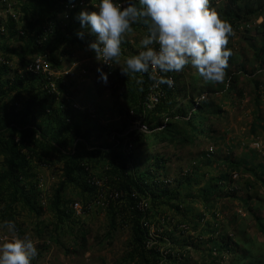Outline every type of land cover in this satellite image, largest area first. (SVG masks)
Masks as SVG:
<instances>
[{"label":"trees","instance_id":"obj_1","mask_svg":"<svg viewBox=\"0 0 264 264\" xmlns=\"http://www.w3.org/2000/svg\"><path fill=\"white\" fill-rule=\"evenodd\" d=\"M80 1L19 0L14 15L8 13L4 20L0 19V219L15 220L21 234L16 220L19 210L35 217L42 215L40 202L45 192L39 188L35 169L50 166L52 159H55L61 163V175L48 198V210L56 220L53 225L55 236L66 224L67 228L74 225V205L79 204L66 197L67 190L72 189L85 201H92L84 206V213L92 203L104 197L103 204L109 217L106 238H110L117 228L129 229L126 251L121 257L123 264H182L183 255L178 251L179 245H182L180 240L175 238L173 232L161 231V220L155 218L152 212H157L161 207L169 208L173 216L179 218L173 226L175 230L185 225L190 210L172 204L177 200L180 187L171 190L169 184L159 179L164 173L166 156L152 151L149 153L148 150L139 151L135 146L145 135L137 130H129L135 123H144L142 125L146 130L152 132L165 126L159 135V143L168 141L166 144L177 145L189 143L197 135L207 136L209 128L204 129L206 131L201 129L202 122L214 115L222 116L221 108L214 101L216 93L222 90L218 91L219 86L206 83L193 72L187 75V83L183 82L185 69L167 74L174 81L173 87H155V82L149 78L150 71L143 74L142 85L133 83L128 88L129 106L117 111L118 121L110 131L107 130L110 126L101 122L102 109L99 107L94 106L95 112H81V108L74 107L70 100L55 104V94H52L49 86L50 78L29 70L39 56H47L55 68L62 47L81 45L75 35L80 27L75 19L82 10L78 5ZM225 1V8H221L220 12L223 13L222 19L227 20L232 28H237L250 13L256 17L250 11L248 0ZM209 7L214 9L210 0ZM64 12L67 15L64 16L65 24H62ZM256 31L261 37L256 61L260 64L258 70H262L264 21ZM230 61L231 57L228 63H232ZM12 62L14 66H10ZM103 66L108 71L111 64L109 62V66ZM239 69L244 70L243 65ZM231 73L227 68L224 81L236 80L237 76ZM124 77L127 76L122 75ZM59 83H56L57 92H61ZM259 85L255 82L256 88L259 89ZM149 96H155L157 103L150 110H145L143 103ZM179 98L184 99L181 101ZM174 123L182 126L175 127ZM188 128L190 137L186 135ZM109 136L111 141L103 140ZM202 157L204 167H210L209 156L204 153ZM221 163L225 171L216 178L206 179L207 174H204V184L199 186L193 197L194 203H200L206 213L213 210L215 202L224 193L223 184L230 177L229 171L250 168V163L233 159L231 153L224 155ZM197 179L192 173L183 181L188 187L191 181ZM97 180L102 182L101 189L97 186ZM178 183L180 186L183 184ZM103 189H106L105 195L101 193ZM223 196L232 198L227 194ZM195 217L203 219L202 215ZM259 228L264 232V225L259 224ZM39 231H36V235ZM43 231L52 238L47 226ZM183 231L181 229L179 235ZM208 232L215 234L216 239L208 238L204 243H210L211 249L221 244L232 255L230 264H242L244 258L237 260L233 256L235 250L242 254L247 252L239 248L236 242L232 243L231 236L210 225L204 234ZM85 234L83 230L79 232V248L85 247ZM212 261L215 260L212 258ZM249 264H264V261Z\"/></svg>","mask_w":264,"mask_h":264},{"label":"rangeland","instance_id":"obj_2","mask_svg":"<svg viewBox=\"0 0 264 264\" xmlns=\"http://www.w3.org/2000/svg\"><path fill=\"white\" fill-rule=\"evenodd\" d=\"M82 1L84 6L80 9L92 8L91 3H95V0ZM211 1L222 18L223 13L220 9L225 8L226 1ZM248 1L251 4L250 11L252 10L256 17L250 13L246 19H242L237 28H232L233 35L229 37L227 45L232 50L230 56L232 63H228V68L237 78L234 82L230 80L213 83L214 86H219L218 91L222 90L214 96L215 103L222 110V116L214 115L205 123L202 122L201 129L209 128L208 135H197V138H191L189 143L177 145L166 144L168 141L159 143V135L165 126L152 132L148 129L141 130L140 126L144 123H135L129 130H137L138 133L145 135V137L141 136L142 138L135 146L139 151L148 150L149 153L152 151L157 155L166 156L164 173L159 179L169 184L171 190L180 187L177 200L172 204H178L190 210L185 225L175 230L173 226L179 218L174 217V213L169 208L161 207L157 212H152L155 218L161 220V231L173 232L175 238L180 240L182 245H179L178 251L183 255L182 264L231 263L232 255L225 251L221 244L211 249L210 243H204L208 238L216 239V235L211 232L204 234V230H208L209 225L231 236L232 243L236 242L239 248L247 252L242 254L235 250L233 256L237 260L244 258L242 264L264 261V232L259 228V224L264 225V67L258 70L260 64L256 61L257 47L261 42L256 29L264 21V0ZM18 3L19 0H2L0 19L4 20L8 13L14 15ZM65 14L67 15V12L63 13L62 24H65ZM144 32V27L133 25V32L126 34L125 43L121 46L120 64L110 62L111 67L108 71L95 60L94 52L88 50L87 45L93 42L95 37L87 32L84 39H80V46L62 47L59 52L60 57L57 59L58 65L55 64L57 67L53 68L47 60L51 68L50 74L53 78L51 84L54 90L57 82L61 85V92L55 90L52 93L55 94V104L62 100H70L74 107L81 108V112L83 110L95 112L94 106L99 107L102 109L101 122L110 126L108 131L112 130L118 121L117 111L129 106L128 88L132 87L133 83L137 85L135 80L139 78L138 74H129L126 78H122L120 67L123 66V60L127 56L138 52L139 40ZM241 65L244 70L239 69ZM10 66H14V62ZM98 66L108 73L107 84L100 82L96 72ZM191 72L198 74L195 69L186 67L183 82L187 83V75ZM255 82L260 84L259 89L256 88ZM179 99L182 101L184 98ZM197 100L196 97L195 101ZM177 124L174 123V126H182V124L176 126ZM186 132V135L190 137L189 128ZM215 137L218 139L217 142ZM103 140L111 141L110 136ZM204 153L211 160L210 167H204L202 157ZM228 153H231V157L239 162L250 163V168L229 171L230 177L223 184L226 192L224 191L215 202L213 210L206 213L200 203H194V194L199 186L204 184V174H207L205 178L209 179L216 178L225 171L220 160ZM60 169L61 163L55 159H52L50 166L35 169L39 188L45 192L40 202L43 206L42 215L35 217L24 210H19L16 215L21 235L30 234L38 249L39 255L32 264H123L121 257L126 251L129 229L117 228L110 238L105 237L109 231V217L103 204L104 197H101L99 202L92 203L88 211L84 213V206L92 201H85L77 191L68 189L67 199L77 202L80 210L74 214V225L67 228L68 224H66L55 236L53 225L56 220L48 210V198L52 188L60 180ZM192 173L198 179L191 181L192 187L191 185L187 187L183 180ZM178 182L183 184L180 186ZM97 186L101 189L102 182L97 180ZM101 193L105 195L106 189H103ZM226 194L232 198L224 197L223 195ZM196 215H202L203 219H196ZM46 226L52 238L43 231ZM181 229L185 231L179 235ZM37 230L40 231L36 235ZM79 230L86 233L84 248H79ZM0 235H7V233L0 232ZM212 258L215 261H212Z\"/></svg>","mask_w":264,"mask_h":264},{"label":"clouds","instance_id":"obj_3","mask_svg":"<svg viewBox=\"0 0 264 264\" xmlns=\"http://www.w3.org/2000/svg\"><path fill=\"white\" fill-rule=\"evenodd\" d=\"M91 6L94 10L82 9L75 16L81 29L75 35L95 37L87 48L100 65H119L126 34L142 25L139 50L123 60L122 75L140 74L135 83L142 85L143 74L151 71L155 87L171 88L174 81L167 74L191 67L206 83L224 82L233 29L209 7V0H95ZM96 72L107 84L108 73L100 66ZM0 232L7 233L0 235V264H32L38 249L31 235H21L13 219H0Z\"/></svg>","mask_w":264,"mask_h":264},{"label":"built area","instance_id":"obj_4","mask_svg":"<svg viewBox=\"0 0 264 264\" xmlns=\"http://www.w3.org/2000/svg\"><path fill=\"white\" fill-rule=\"evenodd\" d=\"M79 7H83L84 3L83 1L79 2ZM72 7H69V9ZM50 67L48 64V61L46 59L45 56H39L37 58L34 59L33 61V66H31L30 68V72L34 73V74H41L44 76V78H50V90L52 93L55 92L53 84H51L52 82V74H50ZM48 76V77H47ZM157 103V99L155 96H149L148 99L144 100V109L145 110H150L155 104ZM142 131H146V128L144 126H140ZM74 209L78 212L79 211V206L78 205H74Z\"/></svg>","mask_w":264,"mask_h":264}]
</instances>
